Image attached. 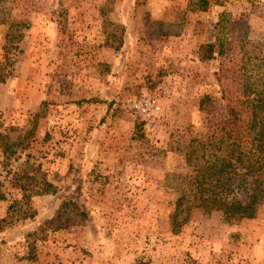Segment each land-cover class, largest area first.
Here are the masks:
<instances>
[{
	"label": "rangeland",
	"instance_id": "374dc122",
	"mask_svg": "<svg viewBox=\"0 0 264 264\" xmlns=\"http://www.w3.org/2000/svg\"><path fill=\"white\" fill-rule=\"evenodd\" d=\"M192 1H6L19 27L0 24V65L12 63L0 135L13 151L0 147V222L29 178L39 194L35 217L0 224V264H264V196L255 219L193 206L172 229L178 185L193 176L187 147L224 113L219 60H205L203 46L221 14L264 43V0H220L207 12L189 11ZM102 8L126 28L119 51L104 47ZM16 31L22 40L8 42ZM144 95L162 111L137 140L131 109ZM205 96L212 113L200 109ZM67 203L89 215L87 226H48Z\"/></svg>",
	"mask_w": 264,
	"mask_h": 264
},
{
	"label": "trees",
	"instance_id": "16d2710c",
	"mask_svg": "<svg viewBox=\"0 0 264 264\" xmlns=\"http://www.w3.org/2000/svg\"><path fill=\"white\" fill-rule=\"evenodd\" d=\"M6 1L0 0V24L18 28L19 25L10 21ZM212 4L222 3L196 0L189 5V11L207 12ZM101 15L106 26L104 47L121 50L125 26L110 23L104 8ZM217 29L215 38L204 44L203 57L207 61L219 60L220 68L215 77L221 89L224 113L215 115L207 107L211 97L202 99L200 109L212 116L207 136L191 140L187 147L186 162L193 169V176L186 186L178 185L180 195L171 214L174 233L188 221L193 206L207 214L221 212L226 220L233 222L255 219L264 196V43L248 40L246 23L233 21L226 14L220 15ZM7 37L8 42H13L22 40L23 34L16 31L8 33ZM11 65L8 61L0 65V84L12 76L8 70ZM100 66L105 67V72L109 71L107 64ZM143 128L144 122H138L137 140H144ZM5 139L0 135V147L6 155L12 145L5 143ZM38 187L36 178H29L28 184L22 187V199L9 206L0 224L13 222L15 215L18 219L35 217L37 211L31 208L30 201L39 194ZM0 199H5L1 190ZM88 222L89 215L85 211L67 203L57 209L55 217L47 224L57 223L53 229L58 230L87 226Z\"/></svg>",
	"mask_w": 264,
	"mask_h": 264
},
{
	"label": "built area",
	"instance_id": "2783aa9c",
	"mask_svg": "<svg viewBox=\"0 0 264 264\" xmlns=\"http://www.w3.org/2000/svg\"><path fill=\"white\" fill-rule=\"evenodd\" d=\"M132 117L151 125L160 115L162 108L159 101L150 95L137 98L132 103Z\"/></svg>",
	"mask_w": 264,
	"mask_h": 264
}]
</instances>
